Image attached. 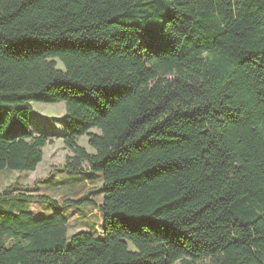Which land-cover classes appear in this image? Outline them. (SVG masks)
I'll return each instance as SVG.
<instances>
[{
    "label": "trees",
    "instance_id": "16d2710c",
    "mask_svg": "<svg viewBox=\"0 0 264 264\" xmlns=\"http://www.w3.org/2000/svg\"><path fill=\"white\" fill-rule=\"evenodd\" d=\"M32 102L64 103L61 170L93 173L64 203L103 238L0 211V264H264V0H0V171L55 137Z\"/></svg>",
    "mask_w": 264,
    "mask_h": 264
},
{
    "label": "rangeland",
    "instance_id": "374dc122",
    "mask_svg": "<svg viewBox=\"0 0 264 264\" xmlns=\"http://www.w3.org/2000/svg\"><path fill=\"white\" fill-rule=\"evenodd\" d=\"M57 68H62L60 63H57ZM30 106L31 111L28 115L30 132L47 138L52 135L55 137H50L51 144L45 145L42 149V160L34 172L0 171V193L15 183L29 187L34 185L35 191H31L29 194L43 195L50 200H36L32 204L27 201L19 203L14 198L2 200L0 201V211L16 212L29 208L37 218H47L54 213H59L67 220L68 239L83 231L102 239L104 225L102 214L98 209L87 203L80 205L64 203L65 200L75 201L87 197L88 190L90 191L92 188L85 185L86 181L84 182V180H89L90 175L93 174L85 171L70 174L61 170L65 157L70 156L59 138L64 131V103L32 102ZM77 144L85 151L92 152L86 137L79 138ZM93 197L95 202H100L98 197Z\"/></svg>",
    "mask_w": 264,
    "mask_h": 264
}]
</instances>
